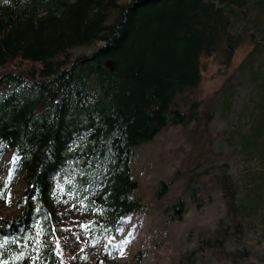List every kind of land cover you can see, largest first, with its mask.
<instances>
[{
	"label": "trees",
	"instance_id": "obj_1",
	"mask_svg": "<svg viewBox=\"0 0 264 264\" xmlns=\"http://www.w3.org/2000/svg\"><path fill=\"white\" fill-rule=\"evenodd\" d=\"M245 40L201 108L190 95L200 57L227 63ZM214 117L229 151H200L197 165L222 198L218 224L237 240L255 229L264 264V1L0 0V151L14 152L23 185L15 213L0 216V264H64L62 251L68 264H121L110 245L88 260L144 212L136 148L167 125ZM80 222L89 234L79 247L68 225ZM222 225L209 253H224Z\"/></svg>",
	"mask_w": 264,
	"mask_h": 264
},
{
	"label": "rangeland",
	"instance_id": "obj_2",
	"mask_svg": "<svg viewBox=\"0 0 264 264\" xmlns=\"http://www.w3.org/2000/svg\"><path fill=\"white\" fill-rule=\"evenodd\" d=\"M249 42L237 45L227 63L216 54L200 57V81L190 95L201 108L245 55ZM225 125L218 117L203 120L196 128L193 122L167 125L150 142L136 148L131 172L138 182V201L145 203L144 212L127 216L116 237L103 239L94 248L87 259L89 263L100 258L106 245H110L115 249L113 260L121 264L134 263L137 257L138 264H263L255 229L246 230L237 240L238 234L230 227L227 239V228L218 224L224 217L220 193L207 174L202 173L205 167L197 165L200 151H209L214 157L219 152L228 153L229 147L223 144L221 134L226 136ZM15 159L11 150L0 151V216L6 219L12 217L23 201V185L11 170ZM227 163L231 165L234 161ZM179 201L178 212H170V204ZM220 225L221 232L226 234L220 244L224 253L212 254L204 243ZM88 226V222L68 225L79 247L89 234ZM228 252L231 254L226 255ZM60 254L63 263L68 264L72 254L63 251Z\"/></svg>",
	"mask_w": 264,
	"mask_h": 264
}]
</instances>
